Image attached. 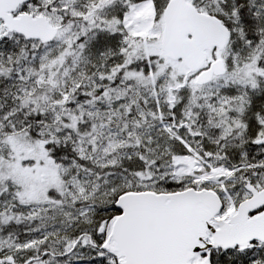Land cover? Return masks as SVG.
<instances>
[{
  "label": "snow or ice",
  "instance_id": "snow-or-ice-1",
  "mask_svg": "<svg viewBox=\"0 0 264 264\" xmlns=\"http://www.w3.org/2000/svg\"><path fill=\"white\" fill-rule=\"evenodd\" d=\"M0 264H264V0H0Z\"/></svg>",
  "mask_w": 264,
  "mask_h": 264
}]
</instances>
